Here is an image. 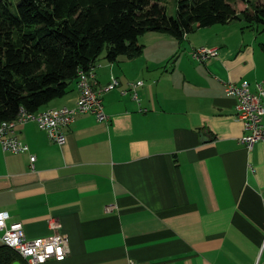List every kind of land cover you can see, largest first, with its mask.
<instances>
[{"label":"crops","instance_id":"crops-1","mask_svg":"<svg viewBox=\"0 0 264 264\" xmlns=\"http://www.w3.org/2000/svg\"><path fill=\"white\" fill-rule=\"evenodd\" d=\"M234 22L181 41L154 33L138 58L100 59L94 89L120 82L102 94L108 120L80 114L63 146L15 122L30 152L0 145V213L32 240L63 224L70 254L45 264H264V143L240 142L226 93L229 83L264 87L263 30ZM201 48L220 55L198 61ZM78 96L75 86L45 110Z\"/></svg>","mask_w":264,"mask_h":264},{"label":"trees","instance_id":"trees-1","mask_svg":"<svg viewBox=\"0 0 264 264\" xmlns=\"http://www.w3.org/2000/svg\"><path fill=\"white\" fill-rule=\"evenodd\" d=\"M250 6L248 0H240ZM176 18L159 0H23L12 11L0 0V123L36 114L78 87L105 52L109 63L138 58L140 37L162 33L176 40L199 29L246 21L262 30L264 6L239 11L227 0H178ZM257 27V28H255ZM27 264L0 246V264Z\"/></svg>","mask_w":264,"mask_h":264},{"label":"built area","instance_id":"built-area-1","mask_svg":"<svg viewBox=\"0 0 264 264\" xmlns=\"http://www.w3.org/2000/svg\"><path fill=\"white\" fill-rule=\"evenodd\" d=\"M220 55L218 48H201L193 53L194 59L204 61L210 57ZM93 69V81L95 80V70ZM108 87L101 90H88L85 72L79 75V99L73 108H51V111H41L38 116L26 117V123H35L37 126L48 133L52 142L63 146L67 142V130L75 123L80 114H94L99 122L108 120L105 112L102 94L104 91H112L119 87L120 82L116 77L111 78ZM142 81L133 84L143 86ZM258 93H253L249 81H243L240 84L229 83L226 85L228 96L236 99L237 118L243 123L245 135L240 138V142L251 151L253 147L260 142L264 143V87L257 84ZM126 94V92H124ZM137 98V93H135ZM17 127L6 128L0 126V145L4 152L15 154H28L30 147L18 135ZM36 156H30V162L34 165ZM113 206H108L111 211ZM10 218L7 212L0 213V232L3 245L16 251L28 264H45L49 261L62 262L70 254L69 238L64 233L62 223L50 222L52 234L45 238L28 239L20 222L9 224Z\"/></svg>","mask_w":264,"mask_h":264},{"label":"rangeland","instance_id":"rangeland-1","mask_svg":"<svg viewBox=\"0 0 264 264\" xmlns=\"http://www.w3.org/2000/svg\"><path fill=\"white\" fill-rule=\"evenodd\" d=\"M11 1L13 3L12 11L14 14H17V8L23 2V0H11ZM177 1L178 0H159L160 4L166 9L168 16L172 17V18H176V16H177V11H178ZM227 1L229 3H231L234 7H236L239 11H243L244 9H248L252 13L254 12L255 6H257V5L264 6V0H248L250 2V6L249 5L247 6L246 4L241 3L240 0H227ZM231 26H233L235 28L237 26H241L244 28L246 26V21H244V20L243 21H235ZM217 28H223V27L218 26ZM261 28L263 30V32L261 34L262 35L261 41L264 43V25H262ZM245 30H247V29H245ZM153 36H155L154 33H149L146 36L144 35V36L140 37L139 41L143 45L145 42H147V40L153 38ZM166 38H169V37H166ZM100 59L106 60L105 59V52L102 54ZM78 99H79V96L77 98V101H78ZM77 101H76V103H77ZM75 106H76V104H75Z\"/></svg>","mask_w":264,"mask_h":264},{"label":"bare ground","instance_id":"bare-ground-1","mask_svg":"<svg viewBox=\"0 0 264 264\" xmlns=\"http://www.w3.org/2000/svg\"><path fill=\"white\" fill-rule=\"evenodd\" d=\"M81 72H84V71H81ZM85 79H86V81H93V69H90L88 72H85ZM78 84H79V79H78ZM88 90H95L93 85H92V83H88ZM45 111H51V109H48V110H45ZM40 113L41 112H38L36 114H30V113L22 112L21 115L19 116L18 120H16V121H26V117H24V115L38 116ZM16 121L3 122V123H0V126L1 127H6V128H14Z\"/></svg>","mask_w":264,"mask_h":264}]
</instances>
